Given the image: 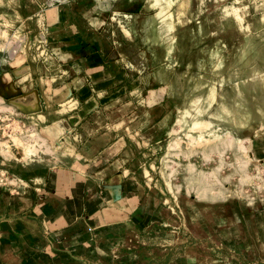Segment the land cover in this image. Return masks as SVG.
Instances as JSON below:
<instances>
[{"label":"rangeland","instance_id":"rangeland-1","mask_svg":"<svg viewBox=\"0 0 264 264\" xmlns=\"http://www.w3.org/2000/svg\"><path fill=\"white\" fill-rule=\"evenodd\" d=\"M57 22L90 29L103 74L57 56ZM112 107L141 190L264 216V0H0V187L38 188Z\"/></svg>","mask_w":264,"mask_h":264},{"label":"crops","instance_id":"crops-1","mask_svg":"<svg viewBox=\"0 0 264 264\" xmlns=\"http://www.w3.org/2000/svg\"><path fill=\"white\" fill-rule=\"evenodd\" d=\"M52 27L60 59L103 74L89 28ZM105 114V129L84 150L61 152L38 188L0 187V264H264V216L246 222L230 206L204 204L191 214L160 190H141L121 168L125 116Z\"/></svg>","mask_w":264,"mask_h":264},{"label":"bare ground","instance_id":"bare-ground-1","mask_svg":"<svg viewBox=\"0 0 264 264\" xmlns=\"http://www.w3.org/2000/svg\"><path fill=\"white\" fill-rule=\"evenodd\" d=\"M162 1H166V0H162ZM119 14V13H118ZM117 14V15H118ZM116 15V16H117ZM124 16H126V17H124ZM123 20H124V22L125 23H128L129 22V20H130V16H128V15H123ZM204 52H207V49H205V51ZM209 53V52H208Z\"/></svg>","mask_w":264,"mask_h":264}]
</instances>
